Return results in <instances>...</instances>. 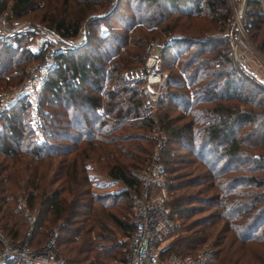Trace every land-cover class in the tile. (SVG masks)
I'll use <instances>...</instances> for the list:
<instances>
[{
	"label": "trees",
	"instance_id": "obj_1",
	"mask_svg": "<svg viewBox=\"0 0 264 264\" xmlns=\"http://www.w3.org/2000/svg\"><path fill=\"white\" fill-rule=\"evenodd\" d=\"M10 1L0 4L14 17L31 13L32 22L64 38L76 35L84 20L96 37L87 35L58 56L40 97L41 140L26 107L0 114V234L7 244L21 241L28 228L16 201L22 193L36 211L28 244L40 246L41 237L55 230V247L70 264L126 262L131 194L141 187L129 170L151 163L156 140L173 225L164 256L191 254L209 242L215 252L205 264H229L235 243L264 242V91L237 71L225 35L212 33L229 27L227 0H139L155 10L132 21L128 36L98 32L105 16L118 13L119 0ZM263 6L264 0H247L244 26L264 53ZM181 14L188 23H180ZM177 30L188 35L165 44L162 34ZM155 37L165 41L169 65L177 66L170 67L156 108L148 110L144 77L125 74L144 65L145 45ZM21 43L0 40L2 87L25 77L32 55ZM175 108L179 113L172 115ZM176 150L188 152L186 167L176 165ZM89 163L123 187L95 191ZM118 204L122 218L113 208ZM204 204L216 212L199 216ZM211 221L219 223L212 231ZM118 232L122 241L115 239Z\"/></svg>",
	"mask_w": 264,
	"mask_h": 264
},
{
	"label": "built area",
	"instance_id": "obj_2",
	"mask_svg": "<svg viewBox=\"0 0 264 264\" xmlns=\"http://www.w3.org/2000/svg\"><path fill=\"white\" fill-rule=\"evenodd\" d=\"M230 1L232 3V23L236 29L233 31L234 34H231L232 37H236V41L232 40L235 43L233 53L236 54L237 43L242 39L237 37V34L239 32L243 35L245 31L243 13L247 0ZM86 39L87 29L84 25L78 29L76 35L64 38L45 26L14 17L11 10L9 12L0 4V40L12 42L14 45L22 42L32 55L23 80L5 89L0 88V113L17 104L26 107L30 128L35 134L40 135L41 140L42 113L39 107L44 84L56 66L58 56L81 45ZM169 41L168 37L165 44ZM159 46L153 41L149 42L146 45L144 70L140 68L139 71H130L125 74L129 78L144 77L141 91L144 95V105L148 110L156 106L168 77V72L160 67L158 53L148 52L153 47L159 48ZM258 59L263 68L261 81L245 57L244 75L247 79H254L255 82L256 79L259 80L264 86V58L259 56ZM160 148L161 143L158 142L151 163L136 173L141 188L139 192L131 194L129 224L132 226V233L128 239L125 264H205L213 254V248L209 245L202 246L196 252L183 256L174 254L164 256L162 253L167 246V237L173 225L167 205L168 190L164 185V166L156 158ZM151 187H157L158 193H152ZM17 199L28 222V228L23 240L13 245L4 242V247L0 249V264H5L7 261H12L14 264H70L57 252L55 230L49 232L43 246L39 248L29 246L28 240L36 220V211L35 209L30 211L23 195L19 194Z\"/></svg>",
	"mask_w": 264,
	"mask_h": 264
},
{
	"label": "rangeland",
	"instance_id": "obj_3",
	"mask_svg": "<svg viewBox=\"0 0 264 264\" xmlns=\"http://www.w3.org/2000/svg\"><path fill=\"white\" fill-rule=\"evenodd\" d=\"M114 1H112V3ZM10 2H11L10 0H7V4H9ZM227 2H228L229 8H230V13H231L230 14L231 16H230L229 27H228V29H226V30H224L222 32H215L214 31L212 33H218V34L220 33V35L224 34L225 37L228 39V41L230 43V46H231V53H232V59L234 61V65H235L237 71L240 74L245 76L244 75L245 71L243 69L244 57H245V59L249 62V64L255 69V73H256L258 79H260V81H261V70H263V68H262V66L260 64V60L258 59V57L260 56V57L264 58V53L257 49L254 41L252 40V37L250 36V32L246 31V29H245V31H243V35L242 34L240 35V33L238 32L237 37H240L242 39L239 40L238 43H237L236 54H235V52L233 53V45L235 44L234 41H236V39H235L236 37H232V35L234 34L233 31H236V29H235V25L232 23V3H231L230 0H227ZM117 4H118V13L115 14V13L112 12V13L108 14L107 16H105V19H103V21L100 22V24H99V27H98L99 31L98 32L105 33L107 30H110V32H112V34L117 32L118 35L123 36L125 33H127V36H128V35H130V33L134 29L133 27L130 28V29H127L128 27H130L131 24L133 25V23H138L137 22L138 18L140 16H143L144 13H145V15H148L151 11L155 10L154 5H152L150 8H148V4L146 2L140 3L139 0H119V2ZM5 8L10 12L9 6L5 7ZM145 9H146V11H145ZM245 9H246V7H245ZM245 9H244V13H243V25H244V15H245V11H246ZM96 11H97V9H96ZM262 12H263V17H264V6L262 8ZM101 13H103V11H100V12H98L96 14H101ZM172 15H176V14H172ZM181 15L183 16L184 14H181ZM28 17L32 18L31 17V13H28L24 17L18 18V19L32 22ZM191 19L193 20V18H191ZM132 21H135V22L132 23ZM87 23H88L87 20H84L80 24V27L82 25H84V27L87 29V35H90V37L92 39V38L96 37V35L94 36V35L91 34L92 33V31H90L91 27L89 25H87ZM180 23H188V22L186 21L185 17L183 16L180 19ZM190 23H196V22L192 21ZM244 28H245V26H244ZM94 29H95V27H93V30ZM198 29H200L199 26H197L193 30H198ZM88 30H89V33H88ZM186 33H187L186 31H178L177 30V31H173L171 34H168L166 36L162 34V36H164V38L167 39L168 37L172 38L173 36H175V37L176 36L180 37L181 35L182 36H186V35H188ZM189 33L191 34V31ZM161 40H163V39H159V38H156V37L155 38H151V40L149 39L148 42H152L153 41L154 43H156L157 45H160V46H159V48L153 47V49H150L148 52H157L159 56H161L160 55L161 53L163 54V58L162 59H160V57H159L160 67L163 68L164 70H166L168 72V74H169L170 73V67H176L177 66L176 62L177 61L173 64V66L169 65V62H170V59L168 60L169 57H164L165 56L164 54L166 53V51L164 50L165 49L164 48L165 47L164 46V42L165 41L161 42ZM232 40H234V41H232ZM146 45H147V43H146ZM146 45H145V57H146V53H147ZM108 53L110 54V51H108ZM30 63H31V60L29 61L28 65L26 67L25 75H26V72H27V69H28ZM142 67H144V65H141V64L134 65L132 67H129L130 69L128 71H126V72L129 73L130 71H139V69L142 68ZM138 74L142 75L141 73H138ZM248 80L251 81L256 86H258L260 89H262V91H264V86L261 84V82L259 80L256 79V82L254 81V79H252V80L248 79ZM0 88L1 89H5L7 87L0 86ZM164 89H165V84H164V86L162 88V93H163ZM156 106H157V104H156ZM156 106L154 108H152L151 110H154L156 108ZM173 111L174 112L171 113L172 115H176L177 113H179V110L176 109V108ZM0 125H1V122H0ZM34 135H35L36 139L37 138L40 139V135L39 134H34ZM41 138H43V132H41ZM158 142L161 143L159 140H156L155 144H154V147H153V150L155 149V147H156ZM161 146H162V144H161ZM175 152L177 153L176 154L177 155V159H180L176 163V165L186 167L188 165V161L185 160V159H187V157H189V156H187L188 152L186 150H176ZM141 169L142 168H130L129 171L133 175L136 176L137 171H139ZM182 169H184V168H182ZM87 172H88L89 177L91 179V183L93 184L92 188L95 191L104 192V191H107V190H111V191L112 190H118L122 186V184L120 182L114 181V180L110 179L109 177H107L105 174H103L102 173L103 171H100L94 163H89L88 164ZM150 191L152 193H158L157 192L158 188L157 187H151ZM177 192L178 191H175L174 193H177ZM167 193H168L167 194V201H168V199H170V193L169 192H167ZM19 194L22 195V193H18L16 195V201H17L18 205H21L19 203L18 199H17ZM123 203L125 205H127L129 203V199L128 200L125 199ZM203 207L206 209V211L201 213L199 216H207L210 213L216 212V209H217L216 206H209L207 204H204ZM113 208H114V211L116 212V214L120 218H122V215H124V213H123L124 212L123 211V204L122 205L118 204L117 206H115ZM211 222H213V223H211V225L209 227L210 231L214 230L215 228H217L219 226V223L217 221H211ZM48 225H49L48 223H47L46 226L43 225V228H41V230H39L38 233L41 232L42 230H44ZM0 237H1L0 240L2 242L0 247L3 248L4 247V242L5 243H7V242L4 241L2 234H0ZM46 237H41V241L42 242H39L40 246H36L38 244H36L34 246V244L37 243V242H34L33 244H30V242H29L30 247L31 248H39V247L43 246L45 244V242L47 241L48 237L47 238ZM37 238L40 239V236H38ZM172 238H173V236H169L167 238L166 244L168 242H170L172 240ZM115 239H116V241H122L123 240V238L121 237L119 232L116 233ZM22 240H23V238H22ZM11 245H13V244H11ZM205 245L211 246V244H209V242L203 244L202 246H205ZM234 246L235 247H232V250L237 249V253L236 254L232 253V257L230 258V263L229 264H264V260H263V258H264V242L259 243V242H256V241H246L244 243V245H239V244L235 243ZM196 251H197V249L194 252H196ZM214 252H215V249L213 248V254H214ZM60 256L65 258V259H67V257H65V255L63 253ZM124 262L125 261L118 263V262L114 261L112 264H125Z\"/></svg>",
	"mask_w": 264,
	"mask_h": 264
},
{
	"label": "crops",
	"instance_id": "obj_4",
	"mask_svg": "<svg viewBox=\"0 0 264 264\" xmlns=\"http://www.w3.org/2000/svg\"><path fill=\"white\" fill-rule=\"evenodd\" d=\"M123 187V185L120 187V189ZM107 191H111V190H107Z\"/></svg>",
	"mask_w": 264,
	"mask_h": 264
}]
</instances>
